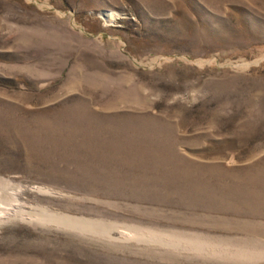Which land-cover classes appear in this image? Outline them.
Returning <instances> with one entry per match:
<instances>
[{"label":"rangeland","instance_id":"rangeland-1","mask_svg":"<svg viewBox=\"0 0 264 264\" xmlns=\"http://www.w3.org/2000/svg\"><path fill=\"white\" fill-rule=\"evenodd\" d=\"M0 180V264H264V0H0Z\"/></svg>","mask_w":264,"mask_h":264},{"label":"bare ground","instance_id":"bare-ground-1","mask_svg":"<svg viewBox=\"0 0 264 264\" xmlns=\"http://www.w3.org/2000/svg\"><path fill=\"white\" fill-rule=\"evenodd\" d=\"M0 184H4V181L0 180ZM2 204V203H0ZM12 209L11 208H6V207H0V223L3 222L4 220H8V219H14V218H20L22 217V220H27L22 214H20V212L13 211L11 212ZM43 215V214H42ZM54 216L52 215H47L44 216V219L47 221H50ZM41 221V220H40ZM31 222V221H30Z\"/></svg>","mask_w":264,"mask_h":264}]
</instances>
